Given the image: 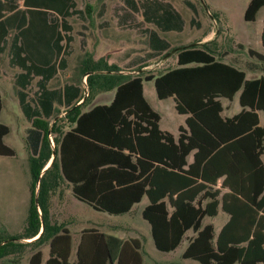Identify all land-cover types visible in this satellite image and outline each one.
<instances>
[{
  "label": "trees",
  "instance_id": "obj_1",
  "mask_svg": "<svg viewBox=\"0 0 264 264\" xmlns=\"http://www.w3.org/2000/svg\"><path fill=\"white\" fill-rule=\"evenodd\" d=\"M124 5L125 16L141 13L163 31L185 27L183 14L168 0H124ZM0 6V52L16 27L10 63L23 70L16 82L20 106L31 122L26 142L32 176L25 225L17 234L0 235V264L10 255L23 257L26 249L29 264H41L38 248L59 228L50 223V196L70 184L79 200L114 214L147 195L151 202L143 214L161 250L175 249L192 228L198 234L184 257L202 264H264V125L259 114H264V76L248 79L245 72L258 67L217 57L213 40L179 48L176 66L159 73L124 74L118 64L86 54L81 71L87 83L96 92L114 90V96L109 104L83 111L86 99L78 85L47 86L68 66L75 37L69 17L78 11L77 0H0ZM263 6L264 0H250L245 19H256ZM261 41L264 46V25ZM149 42L161 58L175 49L158 29H150ZM249 53L264 61V53L253 48ZM35 76L37 90L28 98L24 89ZM145 80L154 81L160 99L173 96L178 113L187 115L177 137L161 129L160 113L144 96ZM238 92L242 111L223 116L220 98L233 99ZM56 104L64 108L63 115ZM7 132L0 124V155L11 156L14 151L2 141ZM166 198L175 207L171 215ZM202 199L208 201L204 209L195 204ZM220 206L230 217L214 242L213 226L200 228L203 217L215 216ZM36 235L31 243L18 242ZM45 264L66 263L51 247Z\"/></svg>",
  "mask_w": 264,
  "mask_h": 264
},
{
  "label": "rangeland",
  "instance_id": "obj_2",
  "mask_svg": "<svg viewBox=\"0 0 264 264\" xmlns=\"http://www.w3.org/2000/svg\"><path fill=\"white\" fill-rule=\"evenodd\" d=\"M168 1L172 2L185 18L182 31H163L154 23L145 21L141 13L134 17L125 16L124 0H77L78 11L70 16L75 37L71 42V53L67 56L68 66L60 71L50 87H61L68 83L78 85L86 99L82 105V110L86 111L98 104H109L114 96V90L96 92L93 86H89L86 75L81 71L86 54L97 59L103 57L108 63L118 64L124 74L141 66L143 68L140 72L159 73L176 66V52L179 48L198 45L208 40H213L212 46L216 47V56L224 58L226 62L243 68H246L248 63L258 67L259 71L246 70L248 78L264 74V61L249 53L250 48L264 53L261 41L264 6L260 8L256 19L247 20L245 11L250 0H189L196 5V11L187 0ZM105 21H108V27L103 30L99 23L102 25ZM152 28L158 29L162 37L175 48L169 51L165 58L155 56L151 50L149 33ZM7 56L6 51L0 54V70L6 76L0 85L6 89L11 87ZM133 72L136 71L132 70ZM34 85L35 81L28 90L30 96L35 91ZM144 87L147 100L162 116V128L174 131L180 124H186L185 115L177 112L173 98H158L153 80H145ZM233 102L239 105V94ZM2 105L0 122L10 128L4 137V143L14 150V155L0 156V235L4 236V229L11 233L20 230L31 199L32 176L27 160L23 124L18 119V115H21L19 106L11 99L4 100V97ZM56 107L63 115L64 108L59 105ZM146 201L145 199L138 204L136 210L139 211ZM97 214L109 216L102 212ZM182 248L183 245L177 250V256L181 254Z\"/></svg>",
  "mask_w": 264,
  "mask_h": 264
},
{
  "label": "crops",
  "instance_id": "obj_3",
  "mask_svg": "<svg viewBox=\"0 0 264 264\" xmlns=\"http://www.w3.org/2000/svg\"><path fill=\"white\" fill-rule=\"evenodd\" d=\"M20 1L21 3L23 2V0ZM99 26L103 30L106 29L108 27V21H105V24L102 25H100L99 23ZM15 33H16V27H12L9 30V33L3 44L4 49L2 52H0V54H3L4 51L8 52V56H7L8 58L7 63L9 66L8 74L10 75L9 78L11 81L10 88L6 89L5 87H2L0 85V113L3 106L2 105L3 97L4 100L11 99L12 101H14V103L17 102L21 112V115H18V119L21 120L23 124L24 141L27 146V153H28L27 160H28L29 149L26 142V135H27V130L31 127V122L26 118L20 106L19 96H18V91L20 89V86L16 82V77L20 73H22L23 70L19 66L10 63L11 55L9 50H10L11 38L14 36ZM96 51L98 52V48H96ZM60 71L62 70H58L56 75L49 80L47 84L49 89H60L65 86L64 84L61 87H50L52 81L59 75ZM137 72L140 71H136V73ZM245 72L247 74V71ZM130 73H132V71ZM262 76H264V74L254 78H260ZM4 77H6L5 74H3L0 70V84L3 82ZM254 78H248V79H254ZM37 80L38 77L35 76L32 79L31 83L26 87V89H24V91L28 94V98H31L34 92L37 90V86H36ZM34 81H35V85H34L35 91L30 96L28 90ZM143 90L145 96V87L143 88ZM6 94L8 95L7 97ZM237 94H239V105L233 102ZM237 94L233 97V99H229L225 97L220 98L224 107V110L222 112L223 116L232 117L242 111L243 107L240 103V92H238ZM169 98H173L175 101V98L173 96L161 100H166ZM175 105H176V101H175ZM56 106L58 105L56 104ZM259 114L261 118V125H264V114L263 112H259ZM59 116H61V114ZM186 118L187 115H185V122H186ZM161 121H162V116L160 120L161 129L172 133L176 137L179 135L180 126L186 125V124L185 125L180 124L178 128H176V130L172 131L169 129L162 128ZM0 124H3L8 127V132H7L8 134L10 131L9 126L2 122H0ZM7 134H5L2 138L3 143H4V137ZM5 145L8 146L7 144ZM0 156H6V155H0ZM192 161H193V154L189 156V162ZM145 199L147 201L143 205V207L139 211L136 210L135 207L138 204L142 203L143 200ZM165 200L167 201V210L171 215L175 210V207L172 204L168 203V198H166ZM30 202L27 206V212ZM150 202H151L150 198L147 195H144L139 202L133 203L128 211L119 214H114L105 211H99L96 208H94L92 205L88 204L87 202L79 200L73 194L71 189V184L68 186L64 185L60 187L54 193H52L49 200L50 223L56 225L59 228H58V232L52 234L48 238V240H46L41 246H39L38 249L41 252V258H42L41 264H45V261L49 258L51 247L53 253L61 255L64 258L66 264H202L197 259L184 257L185 251L187 250L189 245L194 241V239L198 234V232L192 228L189 229L184 234L180 244L175 249L170 251H165L157 247L153 237L151 223L144 217L143 214L144 210L150 204ZM207 202H208L207 200L202 199L201 203L198 202L195 204L196 207H202L204 209L207 205ZM27 212H26V216H27ZM97 212L106 213L109 216L108 217L100 216L97 214ZM26 216L22 224L20 225V230L11 233L8 232L7 229H4L2 232L4 237L11 236L20 232L25 225ZM219 216L221 217V219L218 220L217 218ZM229 217H230L229 214L224 210H222L220 206L219 211L215 216L206 215L205 217H203L202 225L200 229H203L208 225H212L214 228V234H215L214 242H215L216 237L218 236L219 232L226 224V222L229 220ZM37 236L38 235H36L33 238L22 239L19 240L18 242L31 243L37 238ZM51 241H52V245L50 244ZM182 245H183V248L181 249L182 252L179 256H177L176 252ZM27 251L28 250L26 249L25 255L20 258L19 257L13 258L10 255L8 257V260L4 261L5 264H29L28 261L29 254Z\"/></svg>",
  "mask_w": 264,
  "mask_h": 264
},
{
  "label": "water",
  "instance_id": "obj_4",
  "mask_svg": "<svg viewBox=\"0 0 264 264\" xmlns=\"http://www.w3.org/2000/svg\"><path fill=\"white\" fill-rule=\"evenodd\" d=\"M84 100V98L82 99V101ZM81 102V101H80ZM53 156H54V154H53ZM41 176V175H40ZM35 202H37V197H35Z\"/></svg>",
  "mask_w": 264,
  "mask_h": 264
}]
</instances>
